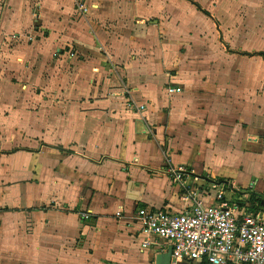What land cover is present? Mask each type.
Instances as JSON below:
<instances>
[{
    "label": "crops",
    "instance_id": "crops-1",
    "mask_svg": "<svg viewBox=\"0 0 264 264\" xmlns=\"http://www.w3.org/2000/svg\"><path fill=\"white\" fill-rule=\"evenodd\" d=\"M263 3L2 8L0 45L30 35L37 53L46 44L57 57L74 45L73 57L92 52L78 74L92 77L68 104H5L0 76V264H157L170 247L143 249L134 217L188 207L169 168L188 171L206 206L216 204V180L264 196ZM33 17L37 32L26 34Z\"/></svg>",
    "mask_w": 264,
    "mask_h": 264
},
{
    "label": "built area",
    "instance_id": "built-area-1",
    "mask_svg": "<svg viewBox=\"0 0 264 264\" xmlns=\"http://www.w3.org/2000/svg\"><path fill=\"white\" fill-rule=\"evenodd\" d=\"M88 12L82 8L83 14ZM180 91L176 86L169 90ZM168 174L185 190L189 205L182 212L138 210L134 221L145 237L143 249L169 243L172 264H264V211L253 207L247 191L232 183L211 182L216 204L206 206L186 169L169 168ZM83 218L90 215L84 213Z\"/></svg>",
    "mask_w": 264,
    "mask_h": 264
},
{
    "label": "rangeland",
    "instance_id": "rangeland-1",
    "mask_svg": "<svg viewBox=\"0 0 264 264\" xmlns=\"http://www.w3.org/2000/svg\"><path fill=\"white\" fill-rule=\"evenodd\" d=\"M7 5H9L8 9H14L18 5L24 12L30 11L33 14V11L36 12L41 9V0H17L15 4L8 0H0V10ZM251 5L252 3L248 1L245 14H248L249 8L252 7ZM34 18L27 31H25L26 34L37 32ZM202 32H204V36L207 35L205 31L202 30ZM213 35L217 38L219 37L216 31L213 32ZM44 37L45 35H42L40 38ZM37 41L36 37L32 38L30 35L22 34V36H19V39L17 38L7 44L0 45V50H3V54L1 53L0 57V76L3 85L6 87L5 104H68L69 100L75 95L77 97L76 100L81 99L82 97L77 91L83 88V83H87L88 79L90 80L92 76H87L80 80L78 74L81 70H87V67L92 64L90 56L92 52L90 54L84 53L82 54L83 56L80 54V57H77V55L73 57L72 51H76V46H63V50H67L69 55L64 57H60L59 55L57 57L59 53L58 47L55 52H52L49 51V47L46 44H40V49L37 53L33 47ZM216 46L219 45L217 44ZM209 50V52H213L211 49ZM262 51H264V43ZM106 69H109V67L107 66ZM112 74L113 72L110 75ZM170 78L171 75L168 80H172ZM106 79H108V76H106ZM26 86H28V90L31 88V93L28 95H25L27 93L25 91ZM81 95H84L83 90L81 91ZM126 104H130L128 100ZM141 107V112L146 110L145 106V109H141ZM222 181L224 182L218 183H232L229 180ZM162 244L171 247L167 242H162ZM163 249L165 252L168 251L164 246Z\"/></svg>",
    "mask_w": 264,
    "mask_h": 264
},
{
    "label": "trees",
    "instance_id": "trees-1",
    "mask_svg": "<svg viewBox=\"0 0 264 264\" xmlns=\"http://www.w3.org/2000/svg\"><path fill=\"white\" fill-rule=\"evenodd\" d=\"M262 56L264 57V54ZM218 182H224V181H222V180H216L215 181V183H218ZM247 192L251 196V201H252L253 207L255 209L262 210L261 209V206H262V201L264 199V196H260V195H258L257 193H255V192H253L251 190L250 191H247ZM262 211H264V210H262ZM202 264H210V263H208V262L205 261Z\"/></svg>",
    "mask_w": 264,
    "mask_h": 264
},
{
    "label": "water",
    "instance_id": "water-1",
    "mask_svg": "<svg viewBox=\"0 0 264 264\" xmlns=\"http://www.w3.org/2000/svg\"><path fill=\"white\" fill-rule=\"evenodd\" d=\"M261 209L264 210V199L262 201ZM172 253H173V248L170 247L167 253L158 256L157 264H172Z\"/></svg>",
    "mask_w": 264,
    "mask_h": 264
}]
</instances>
